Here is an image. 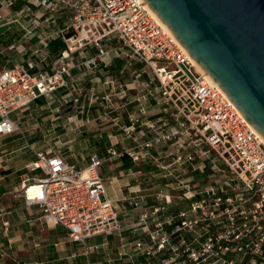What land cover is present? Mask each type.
Returning <instances> with one entry per match:
<instances>
[{
  "label": "built area",
  "instance_id": "2783aa9c",
  "mask_svg": "<svg viewBox=\"0 0 264 264\" xmlns=\"http://www.w3.org/2000/svg\"><path fill=\"white\" fill-rule=\"evenodd\" d=\"M19 4L23 6L17 10ZM13 9L16 14L7 24L20 25L24 37H36L37 53L45 54L53 42L64 47L52 72H33L31 63L2 70L0 137L17 133L12 114L29 109L34 101L53 100L63 89L61 100L80 96L69 83L74 56L92 46L95 54L84 56L82 65L106 72L100 83L107 91L96 97L102 101L98 120L110 122L140 151L112 147L109 159L128 155L139 163L149 156L164 179H173V193L160 192L157 204L144 208L139 217L140 225L154 226L147 229L151 245L142 241L135 248L147 255L169 250L171 256L161 264H264V139L218 84L199 71L153 9L144 0H0V19L3 11ZM113 41L119 46L107 48ZM114 59L125 60L117 74L112 73ZM136 61L143 68L127 84L122 77ZM132 91L137 94L129 100ZM131 104L137 110L122 123L124 116L115 115ZM155 109L161 112L158 118L151 117ZM137 132L151 137L138 143ZM44 146L31 147L36 160L29 170L43 177L25 176L20 192L26 205L40 207L47 226L66 227L76 242L121 233L120 212L107 197L101 174L103 159L93 154L86 167L77 168L49 141ZM186 166L207 175L203 185L179 173ZM174 201L186 207L172 214L168 222L174 228L167 232L162 217ZM129 204L141 209L147 196L134 197Z\"/></svg>",
  "mask_w": 264,
  "mask_h": 264
},
{
  "label": "crops",
  "instance_id": "0c3cea01",
  "mask_svg": "<svg viewBox=\"0 0 264 264\" xmlns=\"http://www.w3.org/2000/svg\"><path fill=\"white\" fill-rule=\"evenodd\" d=\"M12 19H0V45H6L4 50L7 53L2 55L11 58L7 60V63L0 62V73L5 68H12L20 64L29 66L30 63L33 65L31 68L33 72H52V67L60 56V50L53 51L52 45L55 42L51 43L49 51L45 54L37 53L39 47L37 38L24 37V31L23 35L20 34V28L12 27L16 23L7 24ZM20 30L22 31V28ZM14 34L17 37H13ZM21 38H25L27 42L18 47ZM14 49L19 50L25 56V60L17 62L18 60L12 59L13 56L9 53H12L11 51ZM1 53L2 51H0ZM91 55L94 53L88 57ZM76 62L69 83L73 88L80 81H84L88 85L93 83V91L88 95L89 99H94L95 102L82 106L83 110L77 111L76 116L64 113L56 118L49 115L44 119L45 115L43 114L47 111V105L52 100L40 98L34 101L29 109L16 111L12 114L13 120L19 126L17 133L22 135L15 133L0 137V264H161L163 259L171 256L169 250L157 252L155 255H147L141 254L135 245L142 241L145 245H151L147 229L154 230V226L151 222L147 226L140 225L139 217L144 208L157 204L156 197L160 192L172 193L170 183L173 179H164L149 156L141 157L139 163H135L133 158L128 155L124 158L109 159L108 151L112 147L120 151L124 148L136 149L137 153L140 151L133 139H127L122 134L114 136L117 130L110 122L106 125L98 120L101 115L102 101L96 97L104 94L101 92L103 85L100 84V78L104 77L106 72L90 71L82 65V61L80 62L78 58ZM123 64L122 60L114 59L111 68L112 70L116 69L118 73ZM46 67L50 68L46 69ZM122 80H125V76L122 77ZM96 87L98 91H95ZM66 91L63 89L58 92L53 100L60 101ZM136 94L135 91L128 92L129 100L134 99ZM85 112L86 114H84ZM131 112H134L133 107L128 106L126 110H122L115 116L118 114L124 116L125 119L122 122L124 123V120L127 121L126 116ZM160 115L161 112L155 109L152 111L151 117L158 118ZM29 118H42L44 128H39V131L43 136H47L45 133L48 132L54 138H61L57 136V132H62L63 129L76 134L80 133L78 141L62 142L59 140L56 142L59 150L71 149L68 153L67 151L57 152L55 151L57 146H52L53 150L64 156L71 165L84 168L89 164V159L93 154H98L103 159L101 174L105 178L107 197L113 201L120 212L119 219L123 227L121 233L97 234L84 243L76 242L69 235L66 227L62 225L47 226L42 220L40 207L26 205L20 192L25 176L43 177L41 172L29 170L30 165L36 160V155L31 147L33 146L36 150H45V142L51 141V138L46 140V137L43 138L42 145L39 142L30 141V134H27L28 131L21 130L23 128L20 126L23 125V120ZM86 129L91 134L84 139L83 136L88 132ZM104 131H109L105 137H103ZM150 137L151 133H147L146 136L139 132L135 134L138 143L146 141ZM82 144H86V148H83ZM170 151L172 150L169 148L164 151V154L168 155ZM169 159L172 160V157ZM176 167L178 168V166ZM186 169L179 173L188 179H193L195 185H203L201 183L205 182L207 175L194 172L188 166ZM183 172L185 173L183 174ZM156 177H161L166 181L164 186L156 183ZM140 195L147 196L148 204L141 209H136L129 204V201ZM185 207L186 205H181L177 201L169 206L168 211L162 217L167 221L165 231L171 232L174 228V223L168 222L171 220L172 214ZM4 222H8L9 225L6 226Z\"/></svg>",
  "mask_w": 264,
  "mask_h": 264
},
{
  "label": "water",
  "instance_id": "95a60500",
  "mask_svg": "<svg viewBox=\"0 0 264 264\" xmlns=\"http://www.w3.org/2000/svg\"><path fill=\"white\" fill-rule=\"evenodd\" d=\"M264 139V0H144Z\"/></svg>",
  "mask_w": 264,
  "mask_h": 264
},
{
  "label": "rangeland",
  "instance_id": "374dc122",
  "mask_svg": "<svg viewBox=\"0 0 264 264\" xmlns=\"http://www.w3.org/2000/svg\"><path fill=\"white\" fill-rule=\"evenodd\" d=\"M25 4L26 3L24 2L23 5H25ZM23 5H20L19 4V6H17V10H20ZM31 9L33 11H35L39 16L42 15L43 12H44V10L37 9V8H35V6H32ZM15 14L16 13H15L14 9L12 11H10V12L3 11L2 14H1V17L2 18H6V19H11V18H13L15 16ZM13 26H15V28H20L21 29V26L18 25V24H13L12 27ZM20 29H19V33L23 35L24 32H23V30L21 31ZM13 37H17V35L14 34ZM19 40H21V41H20V43H18V47L21 44H24L25 42H27V40L25 38H21ZM25 46H28V45H25ZM106 46H107V48H114V47L119 46V45H118V43L116 41H113V42L106 43ZM4 48H6V45H0V51H2V53L0 54V62L1 63H7V60H10L11 59L10 57L3 56L2 55V54H7L6 51L4 50ZM11 52L12 53H9V55L13 56L12 59L18 60L17 62H20L23 59L25 60V56H23L21 54V52H19V50L14 49ZM95 52H96V49L93 48V47L91 49V47H90V48H87L85 50H81V53L82 54H79L78 52L75 53V56H74L75 61H74V63H77L76 62L77 61V58L81 62V61H83V58L82 57L89 56L90 54H93V53L95 54ZM53 60H55V59H53ZM122 61L125 62L124 59ZM50 67H52V66L50 65ZM49 68L46 67V69H49ZM141 68H143L142 65L139 62L136 61V63H134V66H132L131 69H127L126 70V75H125L124 82L127 83V84L134 83V80H135L134 72L136 70H140ZM112 73L116 74L117 73L116 69L112 70ZM77 84L78 85H76V92H79L80 93V96H77V95L76 96H73L72 98L68 99L67 102L64 101V100H60V101L59 100H57V101L52 100L51 103L47 105L48 106L47 107V111L44 112V114H43V115H45L44 116V119L47 116H49V115L52 116L53 118L54 117L56 118L59 115H62L64 113H66L68 115H75L76 116L78 114L77 111H82L83 110L82 106H85V105L87 106L89 103L95 102L94 99H89L90 97L88 95V94H91V91H93L92 90V88L94 87V86L92 87V84L93 83H91V85H88L84 81H80ZM100 84L103 85L102 82ZM95 91H98L97 87L95 88ZM104 91H107V90H106V88H104L102 86V91L101 92L103 93ZM76 92H74V94H76ZM86 95H88V96H86ZM130 106L133 107V110L134 111L137 110V106L135 104H131ZM84 114H86V112ZM86 118H87V116H86ZM15 119H16V116H15ZM22 124L23 125H20L23 128L21 130L28 131L27 134H30V136H29V139H31L30 141L32 142V140H33V141L39 142V144H41V145H42V141L44 140L43 139L44 137H46L45 138L46 140L47 139L50 140V138H51V141H50L51 142L50 143L51 146H57L58 144L56 145V142H58L59 140H61L62 142H65V141H78L79 140V134L80 133L76 134L75 132H71L70 130L68 131V130H64V129L62 130V132H57L58 133L57 136L58 137H61V138H54V136L49 135L48 132L45 133V135H47V136L41 135V131H39L40 130L39 128H41V127L44 128L43 127V120H42V118H39V119L38 118L25 119V120H23V123ZM105 124L107 125V123H105ZM68 128H69V126H68ZM86 130L88 132H87V134H85L83 136V137H85L84 139L88 138V136L91 134L88 129H86ZM103 134H104L103 137H105L106 135L109 134V131L108 132L107 131H104ZM120 134H121V132L120 131H117V133H115L114 136H117V135H120ZM17 135H22V134H20V133L18 134L17 133ZM17 135H15V136H17ZM82 145H83V148H86V144H82ZM55 149H56L55 151L62 152V153L65 152V151H67V153H68L71 150V149L59 150L58 149V146L55 147ZM73 150H76V149H73ZM209 174H210V172H209ZM156 178H157L156 179V183H158V184L160 183L162 186H164V184L166 183V181L163 180L161 177H156ZM172 193H173V190H172Z\"/></svg>",
  "mask_w": 264,
  "mask_h": 264
},
{
  "label": "bare ground",
  "instance_id": "6f19581e",
  "mask_svg": "<svg viewBox=\"0 0 264 264\" xmlns=\"http://www.w3.org/2000/svg\"><path fill=\"white\" fill-rule=\"evenodd\" d=\"M153 12H154V11H153ZM154 14H155V12H154ZM155 17H156V19H157L158 21H160L164 26H166V28L170 31L171 35H173L172 32H171V30L167 27V25L164 24V22L161 21V20L159 19V17H158L156 14H155ZM173 36H174V38H175V41L178 43V45L183 47V45L179 42V40L176 38V36H175V35H173ZM188 55H189L191 61L194 63V65H196V67H198L199 71L203 72V73H204V74H205L210 80H212L211 77L208 75V73L203 69V67H202L201 65H199L198 62H196V61L192 58V56L190 55V53H188ZM212 82L215 83V80H212Z\"/></svg>",
  "mask_w": 264,
  "mask_h": 264
},
{
  "label": "trees",
  "instance_id": "16d2710c",
  "mask_svg": "<svg viewBox=\"0 0 264 264\" xmlns=\"http://www.w3.org/2000/svg\"><path fill=\"white\" fill-rule=\"evenodd\" d=\"M59 42H55V43H53V45H52V48H53V51H55V50H60V48H62V47H64V45L60 42L59 44H58ZM42 102V101H41Z\"/></svg>",
  "mask_w": 264,
  "mask_h": 264
}]
</instances>
